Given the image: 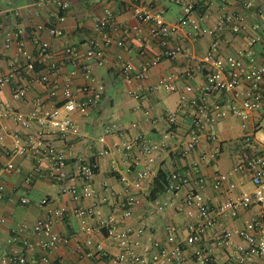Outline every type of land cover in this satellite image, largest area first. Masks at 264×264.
Segmentation results:
<instances>
[{"label": "crops", "instance_id": "obj_1", "mask_svg": "<svg viewBox=\"0 0 264 264\" xmlns=\"http://www.w3.org/2000/svg\"><path fill=\"white\" fill-rule=\"evenodd\" d=\"M185 1L151 0L152 5L162 11L167 20H174L183 14ZM193 1V16L202 28L211 27L214 20L224 13L236 15L241 19L242 28L238 32L224 29L218 49L221 58L235 55L244 63L252 62L258 65L264 62V42L249 44L247 41V36L254 33L264 37V0H250L249 7L244 5V0ZM68 2L69 9L61 24L62 34L52 36L48 32L56 11L52 0H0V74L15 70L11 81L0 87V107L5 105L8 111L2 117L6 134L0 144V175L6 185L5 192L0 195V254L15 250L37 258L44 257L46 261L42 264H113V257L119 249L117 240L106 235L103 229L91 233L81 230L80 218L72 213L56 218L53 223L55 231L69 238L67 243L60 244L54 250H44L39 246L29 248L25 241L35 242L39 239L40 236L32 231L31 226L36 219L44 217L49 208L66 207L73 210L76 207H89L95 200L105 198L100 207V216H107L112 210V204H116V213L121 215V203L131 194L138 201L130 206L128 215L121 217L120 227L133 230L141 228L139 235L131 234V239L137 241L136 248L139 252H150L155 241L166 244L165 225L171 222L176 231V239L186 252V257L179 264H206L193 256V250L199 246L210 250L217 258V264H241L238 259V247L246 246L247 240L236 231L242 230L252 219L260 218L262 208L251 204L239 208L235 216H217V223L201 240L187 246L184 243V235L197 218L195 207L187 205L184 197L190 188L197 189L210 205L217 206L226 199L253 191L247 168H235L254 145L257 150L262 147L264 101L256 108L247 109L242 117L232 113L230 109L232 100L240 107V98H233L230 92L210 95V103L227 111V122H218L209 127L216 132L213 139L208 136L207 130H204L199 135L198 145L183 153L190 137L191 120L188 114L190 106L180 103V90L190 84L193 91L188 93V96L198 94L206 76V70L199 67L198 59L208 50L212 37L206 32L196 35L189 27L183 28L176 36V42L182 49L180 53L150 66L143 80L126 82L117 71L118 63L129 61L136 72L143 57L137 49L135 35H124L123 47L115 43L107 47V60L103 65L91 64L90 81L81 69L72 65L71 56L65 54L64 48L72 46L82 54L89 48L90 41L99 39L95 24L106 8L121 25L131 26L136 24L137 20L131 12L130 0ZM38 25L43 27L38 28ZM12 30L19 31L17 39L13 40L9 47H5V33ZM35 37L49 44L50 56L42 62L35 61L34 66L38 75H45L51 82L55 81L58 90L54 95L48 93L45 85L29 81L22 71L27 58L18 52V41L23 43V47L33 58L37 54L33 42ZM160 48L159 41L154 39L150 53H155ZM187 73H190V76ZM165 75H172L171 83L175 85V90H166L159 86V80ZM65 81H70L73 87L78 88L87 83L94 86L101 83L104 87L101 100L97 105L90 107L87 114L78 111L72 114L80 126V136L72 140L74 154L86 155L98 164L93 178L96 196L77 201L61 191V184L52 183L43 176L36 175L31 183H26L25 177L32 170L34 159L28 154H11L9 150L14 144V133L20 143H23L30 132L40 127L34 118L29 119L27 124L18 122L13 113L28 115L35 109L41 111L60 106L63 97L59 88ZM19 84L26 87V95L21 99H13L12 89ZM131 91L137 92L139 96H132ZM76 97L81 100L85 95L77 92ZM170 114L174 115L173 119H170ZM132 122H136L137 126L132 127ZM137 131L160 144V150L151 163L153 173L143 182L140 190L127 187L120 181L121 173L130 180L135 177L131 156L137 152L127 156L122 145ZM246 134L250 137L248 140ZM49 139L58 149L65 150L63 140L55 136ZM214 149L217 152L213 159L210 158V153ZM103 150L106 152L100 154ZM10 160L20 164L21 171L5 170L4 167ZM192 162L197 163L198 172L206 177L207 182L204 185L184 186L177 192L166 188L154 198L150 197L153 179L159 169H163L169 176L174 170H189ZM43 167L46 168L47 163H43ZM128 167L132 170L125 172ZM66 169L72 173L70 164ZM216 173L226 175L219 188L210 184ZM65 182L78 184V180L73 178ZM21 197H26L27 202L22 203ZM44 197L48 201L47 204L40 203ZM98 218H87V224L96 226ZM21 227L23 230H19ZM221 228L234 231L229 247L215 244V236ZM243 264H264V259L245 256Z\"/></svg>", "mask_w": 264, "mask_h": 264}, {"label": "built area", "instance_id": "obj_2", "mask_svg": "<svg viewBox=\"0 0 264 264\" xmlns=\"http://www.w3.org/2000/svg\"><path fill=\"white\" fill-rule=\"evenodd\" d=\"M42 0H38L40 2ZM56 6L55 18L50 22L48 32L52 36L62 34L61 24L66 18L69 9L68 0H52ZM244 5L249 7L250 0H244ZM130 9L137 23L131 26L121 25L106 8L104 14L97 20L95 30L99 39L90 41L89 48L84 53H79L78 49L72 46L64 48L65 54L71 56L72 65L83 71L85 77L91 79V64L103 65L106 62V49L112 43L123 47V36L134 34L136 46L143 61L138 71H133V66L129 61H120L117 65V71L126 82L132 80H143L148 73L150 66L158 63L164 58H173L181 52V46L176 42L177 33L185 27H189L196 35L206 32L212 37L206 53L198 59L199 67L206 70L205 82L200 87L198 94L188 96L193 91L190 84L185 85L180 90V103L190 106L189 117L191 120V132L189 140L186 142L183 153L194 149L199 143V135L207 130L208 136L213 139L216 132L209 129L216 123L227 122V111L220 109L216 104L210 103L209 97L215 93L230 92L233 98H240L241 105L237 107L233 100L230 103L231 112L242 117L246 110L258 107L264 101V62L261 64L244 63L243 60L235 55H229L225 59L218 55V49L221 43V36L225 28L238 32L242 28L240 17L224 13L214 20L211 27L202 28L199 21L193 16L194 1L186 0L183 3V14L174 20L165 19L162 11L156 9L151 0H130ZM43 27L38 25V28ZM19 31H7L5 33V47H9L13 40L17 39ZM119 34V36H118ZM157 39L161 48L155 53H150L151 43ZM249 44L264 42V37L259 33L247 36ZM37 49L35 57L29 55L19 40L17 50L24 55L27 60L22 68L23 73L28 76L29 81H36L46 86L48 93L54 95L58 90L56 83L51 82L45 75H38L35 71L34 62L44 61L50 56L49 44L40 40L38 37L33 39ZM15 70L0 74V87L8 84ZM190 76V73H187ZM172 75H165L159 80V86L166 90H175L176 87L171 83ZM103 85L84 84L81 87H73L70 81H65L59 88L62 93L63 101L60 106H54L50 109L39 111L35 109L28 115L21 112H14V118L27 124L29 119H36L39 128L30 132L23 143L14 133V144L10 147L11 154H28L34 159V165L25 177L26 183H31L36 175L43 176L52 183L61 184V191L68 193L75 201L94 198L96 192L93 186L94 174L98 164L94 159L86 155H76L72 149V140L80 136V126L74 120L72 114L80 112L87 114L90 107L99 103L102 98ZM77 92H81L85 97L77 99ZM130 94L134 97L139 95L135 91ZM26 95V87L17 85L12 89V98L21 99ZM6 106L0 107V144L5 137V126L2 124V117L7 113ZM170 114V119H173ZM132 127L137 123L132 122ZM108 130V129H106ZM55 136L64 141L65 150H60L49 138ZM248 140L249 135H245ZM101 140L103 138H100ZM122 149L127 156H131V165L134 167L135 177L128 179L124 173L120 175V181L124 185L134 187L137 190L142 188L144 181L151 177L153 171L151 163L160 150V144L146 138L140 131L135 132L122 145ZM106 151H101L104 154ZM217 150L210 153V158H215ZM203 156V155H202ZM47 163V167H43ZM72 166V173L66 169L67 165ZM246 167L250 172L253 191L243 193L236 198L226 199L217 206L208 203L204 195L197 189L190 188L185 194L187 205L195 207L197 221L184 235V243L192 246L199 242L203 235L217 223V216L230 215L235 216L237 210L241 207H247L251 204L259 205L262 210L260 218L252 219L247 222L242 230L236 231L243 235L247 240L246 246H239V262H245V256H257L264 259V138L262 147L252 148L244 158L236 165L235 169ZM7 171H21L22 166L15 164L11 160L5 165ZM191 169V170H190ZM189 170H174L170 173L167 188L177 192L184 186L192 184L204 185L207 182L206 177L198 172L197 163L192 162ZM128 167L125 172L131 171ZM76 179L78 184H67V179ZM226 179L223 173H216L210 181L214 188H219ZM6 190L3 177L0 175V195ZM22 203L27 202L26 197H21ZM105 198L95 200L89 207H76L68 210L66 207L49 208L44 217L38 218L32 224V231L39 235L35 242L25 241L31 248L39 246L44 250H54L60 244H65L69 238L61 235L53 229V223L56 218H62L69 214H74L80 218V228L83 231L91 233L94 230L103 229L106 235L112 237L118 242V252L113 257V264H179L186 257V252L182 248L180 241L176 239V231L171 222H167V243L158 241L153 243V249L148 253L139 252L136 248L137 241L131 239V234L139 235L141 228L133 230L129 227H120L121 217L130 213V206L137 202V198L131 194L121 203V215L116 213V204L111 205V212L107 216H100V207ZM41 204H47L44 197ZM191 213V212H190ZM98 218L96 226H89L87 218ZM23 230V228H19ZM234 231L221 228L215 236V244L222 247H229L231 236ZM89 240L86 241L88 243ZM193 256L198 261L206 264H217V258L205 247L199 246L193 250ZM46 259L44 257H35L26 255L18 251L0 254V264H42Z\"/></svg>", "mask_w": 264, "mask_h": 264}, {"label": "trees", "instance_id": "obj_3", "mask_svg": "<svg viewBox=\"0 0 264 264\" xmlns=\"http://www.w3.org/2000/svg\"><path fill=\"white\" fill-rule=\"evenodd\" d=\"M169 176L163 169H159L153 179L152 188L150 190V197L154 198L160 192L164 191L168 185Z\"/></svg>", "mask_w": 264, "mask_h": 264}]
</instances>
